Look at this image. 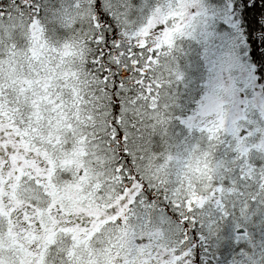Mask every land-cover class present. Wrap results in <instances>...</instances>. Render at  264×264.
I'll return each instance as SVG.
<instances>
[{"label": "snow or ice", "instance_id": "6c2138e0", "mask_svg": "<svg viewBox=\"0 0 264 264\" xmlns=\"http://www.w3.org/2000/svg\"><path fill=\"white\" fill-rule=\"evenodd\" d=\"M0 264H264V0H0Z\"/></svg>", "mask_w": 264, "mask_h": 264}]
</instances>
